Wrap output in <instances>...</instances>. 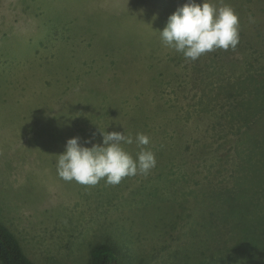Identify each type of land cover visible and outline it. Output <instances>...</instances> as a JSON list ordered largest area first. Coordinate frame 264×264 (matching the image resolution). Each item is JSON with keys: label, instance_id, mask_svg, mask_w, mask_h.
Listing matches in <instances>:
<instances>
[{"label": "rangeland", "instance_id": "rangeland-1", "mask_svg": "<svg viewBox=\"0 0 264 264\" xmlns=\"http://www.w3.org/2000/svg\"><path fill=\"white\" fill-rule=\"evenodd\" d=\"M187 2L0 0V222L34 262L88 264L93 244L105 240L117 244L124 264H165L146 263L163 246H176L170 260L182 264L220 250V217L201 214L204 199L242 193L249 154L264 149V0H220L239 17V43L196 61L159 33ZM118 22L134 43L89 71L90 38L116 39ZM91 43L95 53L103 48ZM66 56L77 66L63 68ZM84 84L92 101L65 104L85 93ZM99 128L130 135L133 143L121 146L134 159L135 136L146 134L156 167L117 185L60 178L57 155L67 140L100 144ZM132 255L138 260L130 263Z\"/></svg>", "mask_w": 264, "mask_h": 264}, {"label": "trees", "instance_id": "trees-1", "mask_svg": "<svg viewBox=\"0 0 264 264\" xmlns=\"http://www.w3.org/2000/svg\"><path fill=\"white\" fill-rule=\"evenodd\" d=\"M208 2L216 7H220V0H208ZM197 3H200V0H197ZM116 27L117 30H115V26H111V32L117 33L116 39L109 38L107 44H103V42L105 43V37H103V41H100L99 37L97 38V36L90 38V42L86 46L89 54L93 56L90 62L87 64V66L90 68L89 71H93L99 63L101 66L106 65V61L108 59L107 54L112 53L114 54V57H117L116 52L126 53L128 47L134 43L136 37H132L126 33L124 34V32L120 31L119 22L116 24ZM70 38L72 39V37ZM96 40L97 43L102 45L104 49H97L98 52L95 53L92 51L93 44L91 42H96ZM67 43L69 44L70 42L68 41ZM104 59L105 62L102 63ZM115 63L118 62L114 58L111 59L110 64L118 69L119 65L115 66ZM61 65L67 70H69L71 66H77L74 64V62L70 61L68 63L67 56L65 58H61ZM148 68L150 70L154 69V64L150 63ZM81 79L79 81L80 83H83V77ZM84 87L85 93H82L80 96L79 94L81 91L76 93L77 97L65 104H83L85 99H87V101H85L86 104H88L89 101H92L91 92L93 91L86 90L85 84ZM261 147L264 148V143ZM258 153L259 154H249V168L244 169L246 173L243 175L242 181V183H244L243 185L246 187L242 188V193L236 194L233 192L227 195V193L219 191L214 195L211 193L210 196H207V198L204 199L207 201L204 207L206 208L208 214H206L204 210H202L201 214L208 215L207 218L220 217L221 231L220 233L216 234V237H220V234H223L221 238L222 242H220V250L212 252L210 251L205 255V258H199L198 260H207L201 264H218L219 262L221 264L225 263L226 260L230 262H233L232 260H234L235 262L233 264L247 261L250 264H264V204L261 202L264 201V169H256L259 168L258 163L264 166V149L260 148ZM249 191V196L245 195ZM199 212L200 209L195 210V212L192 211L189 218L186 220V222L188 221V225L194 219L195 214H199ZM171 218L172 217L169 216L165 220V224H167L168 219ZM155 226L157 227V225H154V229ZM149 239H151V237H149ZM211 246L212 245L208 247L211 248ZM175 247L176 246L173 248H170L169 246H163L160 249L161 253L158 250H153V252L158 251L159 253L155 255V257L152 256L151 260L145 259L146 263L162 261L165 264H169V262L172 264H182L183 262H173L170 260L172 250H174ZM182 247L184 246L182 245ZM219 253L220 255H218ZM128 258L129 257L127 256L126 260ZM124 259L125 257L118 253L117 244L105 240L93 244L88 255V264H124ZM187 259L188 261L192 260L191 257ZM137 260V257L133 256L129 262L133 263ZM0 264H38L25 253L18 237L1 222ZM140 264L145 263L140 262Z\"/></svg>", "mask_w": 264, "mask_h": 264}, {"label": "clouds", "instance_id": "clouds-1", "mask_svg": "<svg viewBox=\"0 0 264 264\" xmlns=\"http://www.w3.org/2000/svg\"><path fill=\"white\" fill-rule=\"evenodd\" d=\"M159 33L165 46L181 53L186 60L196 61L217 49H236L240 39L239 17L227 4L216 7L208 0H201V3L188 0L168 17L166 26ZM99 132L102 143L91 147L82 145L79 137L67 140L65 151L57 155L60 178L86 186H95L102 179L106 184L117 185L125 177L138 173L147 175L156 167L155 153L145 147L150 143L146 134L137 133L135 136L140 150L134 159L121 146L133 143L130 135L100 128ZM85 143H91V140Z\"/></svg>", "mask_w": 264, "mask_h": 264}]
</instances>
